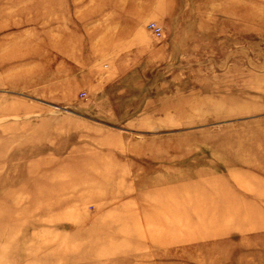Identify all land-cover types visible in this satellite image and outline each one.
<instances>
[{
    "label": "rangeland",
    "instance_id": "374dc122",
    "mask_svg": "<svg viewBox=\"0 0 264 264\" xmlns=\"http://www.w3.org/2000/svg\"><path fill=\"white\" fill-rule=\"evenodd\" d=\"M0 264H264V0H0Z\"/></svg>",
    "mask_w": 264,
    "mask_h": 264
},
{
    "label": "bare ground",
    "instance_id": "6f19581e",
    "mask_svg": "<svg viewBox=\"0 0 264 264\" xmlns=\"http://www.w3.org/2000/svg\"><path fill=\"white\" fill-rule=\"evenodd\" d=\"M143 225V224H142ZM54 241V240H53ZM52 243L53 242H46L45 244H42L39 248L38 247H35L34 248V250L37 252V250H39V251H41V256H40V258H42V257H45L46 255H47V253H48V248H50V247H52ZM66 245H67V247L69 246L67 243H66ZM69 248V247H68ZM47 252V253H46ZM73 253V252H72ZM49 255V254H48ZM97 255H99V253L97 254ZM137 256V255H136Z\"/></svg>",
    "mask_w": 264,
    "mask_h": 264
},
{
    "label": "built area",
    "instance_id": "2783aa9c",
    "mask_svg": "<svg viewBox=\"0 0 264 264\" xmlns=\"http://www.w3.org/2000/svg\"><path fill=\"white\" fill-rule=\"evenodd\" d=\"M147 29L155 36L161 37V29L155 23L151 22L147 25Z\"/></svg>",
    "mask_w": 264,
    "mask_h": 264
},
{
    "label": "crops",
    "instance_id": "0c3cea01",
    "mask_svg": "<svg viewBox=\"0 0 264 264\" xmlns=\"http://www.w3.org/2000/svg\"><path fill=\"white\" fill-rule=\"evenodd\" d=\"M120 20H122V19H120ZM90 34H91V36H92V34H93V31H90ZM87 35H88V32H87Z\"/></svg>",
    "mask_w": 264,
    "mask_h": 264
}]
</instances>
